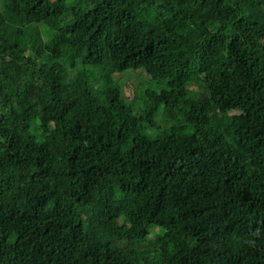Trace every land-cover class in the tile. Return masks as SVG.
Returning <instances> with one entry per match:
<instances>
[{
  "label": "trees",
  "instance_id": "trees-1",
  "mask_svg": "<svg viewBox=\"0 0 264 264\" xmlns=\"http://www.w3.org/2000/svg\"><path fill=\"white\" fill-rule=\"evenodd\" d=\"M0 264H264V0H0Z\"/></svg>",
  "mask_w": 264,
  "mask_h": 264
},
{
  "label": "rangeland",
  "instance_id": "rangeland-1",
  "mask_svg": "<svg viewBox=\"0 0 264 264\" xmlns=\"http://www.w3.org/2000/svg\"><path fill=\"white\" fill-rule=\"evenodd\" d=\"M144 80V74L140 70L125 73L123 75L125 93L131 97L137 89H142L141 82Z\"/></svg>",
  "mask_w": 264,
  "mask_h": 264
}]
</instances>
